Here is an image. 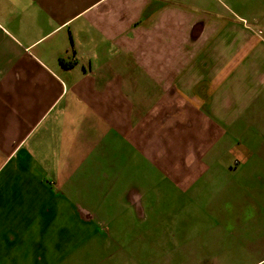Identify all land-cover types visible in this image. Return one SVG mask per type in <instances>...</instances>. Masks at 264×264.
Here are the masks:
<instances>
[{
	"label": "crops",
	"instance_id": "0c3cea01",
	"mask_svg": "<svg viewBox=\"0 0 264 264\" xmlns=\"http://www.w3.org/2000/svg\"><path fill=\"white\" fill-rule=\"evenodd\" d=\"M261 201L264 0H0V264L254 240Z\"/></svg>",
	"mask_w": 264,
	"mask_h": 264
},
{
	"label": "rangeland",
	"instance_id": "374dc122",
	"mask_svg": "<svg viewBox=\"0 0 264 264\" xmlns=\"http://www.w3.org/2000/svg\"><path fill=\"white\" fill-rule=\"evenodd\" d=\"M250 185L246 184L243 191L244 198L241 205L243 206L245 217L250 216L251 210L254 208L253 200L249 197L250 193L247 190ZM211 195L214 196L202 197L199 200L201 204H211L218 198L215 197L216 194ZM261 205L263 209V201H261ZM231 209H234V206ZM231 214L229 213V216ZM206 227H209V225ZM160 228L166 236H164L163 242L158 243L155 249L151 250L150 248L149 252L152 255L146 254V245L136 243L128 246L121 244L122 248L132 251L133 254V260H126L127 262H122L120 259L98 260L100 259L99 255L91 252L93 248L90 245L92 236L90 237L89 230H85L83 239L86 240V244L82 246V251L77 258H74L73 261L70 258L69 264H264V226L262 225L260 236L254 238V240L247 236L242 240L235 239L232 236L229 225L225 230L222 228L215 230L213 226H210V229L197 227V229H192V240L187 239V241H183L187 230L182 227L176 229L168 218L164 220ZM175 232L180 233L179 239L174 236ZM193 237L197 238L193 239ZM194 240L196 241L193 242ZM102 247L109 250V245H102ZM115 247L116 245H113L110 248Z\"/></svg>",
	"mask_w": 264,
	"mask_h": 264
},
{
	"label": "trees",
	"instance_id": "16d2710c",
	"mask_svg": "<svg viewBox=\"0 0 264 264\" xmlns=\"http://www.w3.org/2000/svg\"><path fill=\"white\" fill-rule=\"evenodd\" d=\"M63 63H64V65H72L73 62H66V63L63 62Z\"/></svg>",
	"mask_w": 264,
	"mask_h": 264
}]
</instances>
